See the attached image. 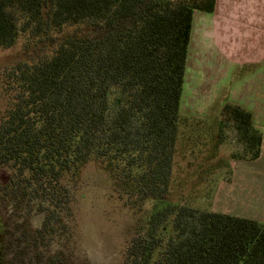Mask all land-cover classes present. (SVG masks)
<instances>
[{
	"label": "trees",
	"instance_id": "1",
	"mask_svg": "<svg viewBox=\"0 0 264 264\" xmlns=\"http://www.w3.org/2000/svg\"><path fill=\"white\" fill-rule=\"evenodd\" d=\"M215 8L0 0V49L23 41L25 54L3 75L0 168L13 175L0 191L43 216L42 239L68 231L74 181L97 161L127 207L143 213L152 203L125 264H264V223L166 200L176 158L202 143L212 160L227 126L250 160L261 156L263 134L244 108L228 103L213 123L181 111L194 15Z\"/></svg>",
	"mask_w": 264,
	"mask_h": 264
},
{
	"label": "rangeland",
	"instance_id": "2",
	"mask_svg": "<svg viewBox=\"0 0 264 264\" xmlns=\"http://www.w3.org/2000/svg\"><path fill=\"white\" fill-rule=\"evenodd\" d=\"M193 47L187 62L182 114L216 118L227 103L243 105L251 112L254 126L264 130V61L261 65H242L241 61L212 58L200 45ZM24 58L23 41L0 49V123L9 106L2 86L3 75ZM208 150L200 143L192 153L176 158L166 200L262 222L264 186L248 178L258 164L250 160L251 154L246 152L233 126L225 128V141L214 158L204 162ZM262 154L261 149L260 160L264 158ZM12 175L9 166L0 168L3 182ZM75 180L72 216L66 219L68 231L48 236L43 248L29 250L28 260L35 264L39 255L42 261L51 263L53 259L56 264H125L139 219L150 212L152 203L143 206V213L127 207L114 193L109 174L97 161L86 165ZM41 223L42 218L35 215L33 225L40 227Z\"/></svg>",
	"mask_w": 264,
	"mask_h": 264
},
{
	"label": "crops",
	"instance_id": "3",
	"mask_svg": "<svg viewBox=\"0 0 264 264\" xmlns=\"http://www.w3.org/2000/svg\"><path fill=\"white\" fill-rule=\"evenodd\" d=\"M198 45H200L201 50L211 54L212 58L215 59L235 60V63L241 61L242 65H261L264 61V0H216V8L213 14L196 12L188 58L191 48ZM238 106L245 109L243 105ZM184 116L210 123L217 122L220 118ZM259 129L263 134L261 149L264 157V130ZM261 160L259 158L255 161L258 164L255 166L257 170L255 173L250 170L248 178L257 183L260 181L264 186V158ZM238 197L241 200L242 195ZM216 213L227 214L224 212ZM239 217L249 218L247 216ZM261 221L264 223V220Z\"/></svg>",
	"mask_w": 264,
	"mask_h": 264
},
{
	"label": "flooded vegetation",
	"instance_id": "4",
	"mask_svg": "<svg viewBox=\"0 0 264 264\" xmlns=\"http://www.w3.org/2000/svg\"><path fill=\"white\" fill-rule=\"evenodd\" d=\"M35 215L39 219L42 218L40 227L33 225ZM43 224V216L35 209L30 210L0 191V264H34L28 260L29 250L33 247L41 249L49 240L48 237L41 238ZM42 260V257L38 255L35 264H56L53 263L55 262L53 259L51 263Z\"/></svg>",
	"mask_w": 264,
	"mask_h": 264
}]
</instances>
